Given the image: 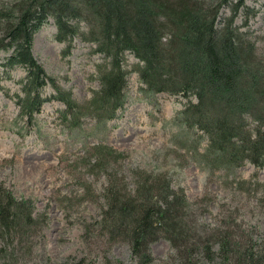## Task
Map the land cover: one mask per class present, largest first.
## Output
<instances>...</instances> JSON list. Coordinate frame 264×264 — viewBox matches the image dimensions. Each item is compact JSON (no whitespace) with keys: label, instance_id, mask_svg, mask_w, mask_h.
<instances>
[{"label":"rangeland","instance_id":"374dc122","mask_svg":"<svg viewBox=\"0 0 264 264\" xmlns=\"http://www.w3.org/2000/svg\"><path fill=\"white\" fill-rule=\"evenodd\" d=\"M18 1L0 0V10L11 11ZM231 17L255 45L251 61L244 57L239 63L245 73H253L252 63H264V0L227 1L220 24ZM79 25L87 31L84 22ZM3 27L0 20V47L7 43L1 40ZM57 33L49 16L35 32L31 52L55 84L82 106L73 115L47 83L41 89L47 100L32 119L25 116L19 99L25 95L27 69L9 67L13 49H0V183L15 197L31 200L36 218L31 225L22 223L14 244L0 233V264H72L80 258L88 264H134L130 245L110 241L97 220L106 207L109 175L116 173L133 189L141 170L163 173L184 191L191 203L193 237L226 227L238 234L254 231L264 240V167L251 162L231 169L209 167L207 135L179 119L188 98L150 92L138 73L141 62L131 52L124 61V106L114 118L100 119L87 103L101 88L104 55L83 36L60 41ZM241 79L244 91L250 77ZM247 100L258 101L250 95ZM249 124L257 125L251 118ZM150 250L152 264H182L165 238L152 242ZM198 264L211 263L200 256Z\"/></svg>","mask_w":264,"mask_h":264},{"label":"trees","instance_id":"16d2710c","mask_svg":"<svg viewBox=\"0 0 264 264\" xmlns=\"http://www.w3.org/2000/svg\"><path fill=\"white\" fill-rule=\"evenodd\" d=\"M227 1L19 0L11 11L0 10L1 40H7L4 47L13 49L7 65L27 69L25 95L19 99L25 116L32 119L39 112L47 100L41 96L47 83L57 89V98L69 115L82 108L71 92L55 84L31 52L35 32L52 16L58 40L80 35L104 55L101 88L87 103L100 119L114 118L124 106L128 74L124 61L126 52H131L141 62L138 73L150 92L188 98L179 119L207 135L204 157L209 167L231 169L246 162L264 167V63H252L253 73L240 67L244 57L251 61L255 45L234 25V17L220 24V11ZM247 75L250 82L243 91L246 83L241 78ZM248 95L258 101H248ZM249 118L257 123L254 128ZM135 183L132 189L116 173L110 174L104 189L106 207L97 220L110 241L130 245L134 264H152L150 245L161 238L170 241L182 264H198L200 256L211 264H264V240L254 231L238 234L217 227L210 234L193 237L191 203L165 174L141 170ZM33 207L31 200L15 197L0 183L2 237L14 244L22 223L36 222ZM72 264L88 263L80 258Z\"/></svg>","mask_w":264,"mask_h":264}]
</instances>
